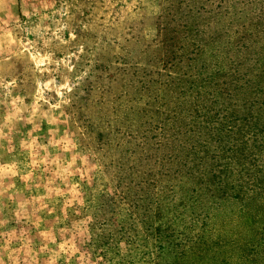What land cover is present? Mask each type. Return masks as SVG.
<instances>
[{
	"label": "rangeland",
	"instance_id": "rangeland-1",
	"mask_svg": "<svg viewBox=\"0 0 264 264\" xmlns=\"http://www.w3.org/2000/svg\"><path fill=\"white\" fill-rule=\"evenodd\" d=\"M0 264H264V0H0Z\"/></svg>",
	"mask_w": 264,
	"mask_h": 264
},
{
	"label": "trees",
	"instance_id": "trees-1",
	"mask_svg": "<svg viewBox=\"0 0 264 264\" xmlns=\"http://www.w3.org/2000/svg\"><path fill=\"white\" fill-rule=\"evenodd\" d=\"M181 234H182V233H181ZM178 236H180V234H179ZM178 236H177V235H174V236L172 235L173 238H176V237H178Z\"/></svg>",
	"mask_w": 264,
	"mask_h": 264
}]
</instances>
